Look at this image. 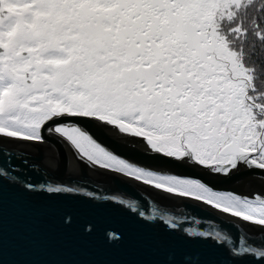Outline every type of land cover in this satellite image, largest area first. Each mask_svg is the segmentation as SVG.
I'll return each instance as SVG.
<instances>
[{
    "label": "snow or ice",
    "instance_id": "1",
    "mask_svg": "<svg viewBox=\"0 0 264 264\" xmlns=\"http://www.w3.org/2000/svg\"><path fill=\"white\" fill-rule=\"evenodd\" d=\"M63 117L113 126L211 173L264 170V0H0V143L42 142ZM54 131L79 159L264 228L261 195L135 167L76 124ZM240 243L234 255L251 251Z\"/></svg>",
    "mask_w": 264,
    "mask_h": 264
},
{
    "label": "water",
    "instance_id": "2",
    "mask_svg": "<svg viewBox=\"0 0 264 264\" xmlns=\"http://www.w3.org/2000/svg\"><path fill=\"white\" fill-rule=\"evenodd\" d=\"M54 122H73L114 154L146 167L200 180L214 191L264 197V170L241 165L223 176L137 150L90 119ZM44 130L34 149L12 139L0 143V264H264L256 254L264 251V228L232 221L191 196L56 156ZM27 184L33 192L24 190ZM48 187L72 191L50 194ZM189 231L207 235L190 237ZM242 237L251 251L234 255L244 247Z\"/></svg>",
    "mask_w": 264,
    "mask_h": 264
},
{
    "label": "bare ground",
    "instance_id": "3",
    "mask_svg": "<svg viewBox=\"0 0 264 264\" xmlns=\"http://www.w3.org/2000/svg\"><path fill=\"white\" fill-rule=\"evenodd\" d=\"M95 121V120H93ZM97 124L101 125L103 129H105L107 132L110 133L111 136H113L114 138L118 139L119 141H122L128 145H131L133 146L134 148H136L137 150H140V151H144V152H150V153H155L153 152L149 146L146 144V142L144 141L143 138H138V137H133V136H130V135H126L122 132H120L117 128L113 127V126H110V125H107V124H103V123H100L98 121H95ZM75 124L73 122H64V123H58V122H54V121H51V122H48L44 128V132H46L47 134H49V138H51V141L50 142V146L55 150V154L56 156H60V157H64L65 158H71L72 156L75 157L74 159H79L77 157V154L75 152V150L73 149V147L70 145V143L65 139L63 138L61 135L57 134L55 131H54V128L57 124ZM77 125V124H76ZM52 129V130H50ZM85 130V129H83ZM51 131L57 135V137H53L51 135ZM12 140H15V141H18V142H22V143H26L27 147H30L32 149L35 148V142L36 141H24V140H19V139H12ZM104 147V146H103ZM107 149V148H106ZM109 150V149H107ZM110 151V150H109ZM63 152V153H62ZM112 152V151H111ZM73 153V154H72ZM113 153V152H112ZM114 154V153H113ZM116 155V154H115ZM71 156V157H70ZM118 156V155H116ZM72 157V159H73ZM124 160H126L128 163L134 165L135 167H138V168H143L145 169L146 171H151V172H154L156 173L157 175H161V176H168V175H171V176H176L175 174H172L170 172H167L165 170H162V169H153V168H150V167H146L140 163H137L135 161H132V160H129V159H126V158H123L121 156H118ZM79 160H85V159H79ZM87 161V160H86ZM183 162H187V163H191L190 160H188L187 158L185 160H183ZM113 171V170H112ZM116 172V171H114ZM117 174H119L121 177H124L125 179H128L130 181H133V182H137L139 184H146V185H153V183H144L143 180H137L135 177L133 176H130L128 174H125V173H120V172H116ZM177 177H181V178H186V177H183V176H177ZM203 201V200H202ZM205 202V201H204ZM207 203V202H205ZM208 205L212 206L213 208H215L216 210H218L219 212H221L222 214H224L226 217H228L230 220L232 221H235V222H239L241 224H245V225H252V226H257V227H260L258 225H255L251 222H247V221H244L242 218H239V217H235L233 215H231L230 213H225L223 212L222 210L220 209H217L216 207H214L213 205L207 203Z\"/></svg>",
    "mask_w": 264,
    "mask_h": 264
},
{
    "label": "rangeland",
    "instance_id": "4",
    "mask_svg": "<svg viewBox=\"0 0 264 264\" xmlns=\"http://www.w3.org/2000/svg\"><path fill=\"white\" fill-rule=\"evenodd\" d=\"M73 154V153H72Z\"/></svg>",
    "mask_w": 264,
    "mask_h": 264
}]
</instances>
